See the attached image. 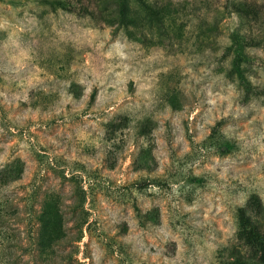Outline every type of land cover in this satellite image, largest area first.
I'll return each instance as SVG.
<instances>
[{
  "label": "rangeland",
  "instance_id": "1",
  "mask_svg": "<svg viewBox=\"0 0 264 264\" xmlns=\"http://www.w3.org/2000/svg\"><path fill=\"white\" fill-rule=\"evenodd\" d=\"M149 1L124 29L0 0V217L21 206L25 264H264V0Z\"/></svg>",
  "mask_w": 264,
  "mask_h": 264
},
{
  "label": "trees",
  "instance_id": "2",
  "mask_svg": "<svg viewBox=\"0 0 264 264\" xmlns=\"http://www.w3.org/2000/svg\"><path fill=\"white\" fill-rule=\"evenodd\" d=\"M55 1L60 4H71L73 0H50ZM83 5L84 9L88 12L85 13L92 18L95 22L106 24V25H115L118 28L130 29L132 26L141 22V16L138 14V6L136 3H141L144 6H148L149 0H79ZM150 8L157 14V10L150 6ZM220 152H229L234 151L240 148V145L237 141H221L220 142ZM6 209L9 211L6 215H1L0 225L5 229L6 227L12 231L13 239L8 240V242L3 246L0 255V264H25V260H22L24 254H29L34 256V248L29 244L24 245L18 241L17 233L18 226L17 223L23 220L24 216L20 214L21 206L15 202L8 201L6 204ZM29 209L31 212L30 216L38 215L43 211L44 207L37 210L33 206V203L29 201ZM13 215V217L11 215ZM43 215V212L40 216ZM28 216V217H30ZM13 218L12 221L15 223V226L12 227L9 223L10 218ZM28 219V218H27ZM26 219V221H28ZM31 219V218H30ZM11 221V222H12ZM29 222H26L28 224ZM29 230V229H28ZM27 230V232H28ZM16 249L20 250V253H16Z\"/></svg>",
  "mask_w": 264,
  "mask_h": 264
}]
</instances>
